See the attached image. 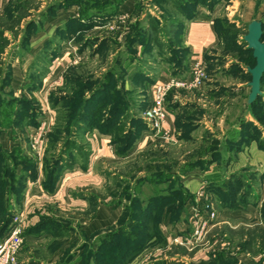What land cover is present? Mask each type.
I'll use <instances>...</instances> for the list:
<instances>
[{"label":"rangeland","instance_id":"rangeland-1","mask_svg":"<svg viewBox=\"0 0 264 264\" xmlns=\"http://www.w3.org/2000/svg\"><path fill=\"white\" fill-rule=\"evenodd\" d=\"M75 1L77 2L75 3ZM207 1V4L204 5L205 0H132L131 3H134L132 4L134 5V9L131 13L124 15L120 13V9L126 1L118 6L120 3L119 0H10L8 6L0 11V65H2V68H0V81L4 74L2 71L3 65H7V61L5 62L4 58L30 57L32 45L35 43L36 37L40 34L42 35V32L45 30L50 31V23L53 26L58 25L56 30H54V35L43 43V48L35 55L32 54V57H35V59L33 64L30 65L31 70L43 71V75H46L47 67L45 66L46 68L44 70L38 68L39 66L37 67V65H39V62L42 61L46 65L45 59L46 57H50L55 47L58 50V55L59 52L62 53L64 51V41L60 43L54 41L55 37H58L61 33L59 29L66 27V24L72 20L82 21L85 25L89 24V22H85V19H82V14L91 9V11L97 12L102 9L115 10L118 7V13L111 19L103 22V24H96L91 30L77 31L70 39L65 41L71 42V45L67 47L70 51L74 52L75 50L78 56L81 55L80 57L84 58L75 64L74 67H70L66 74L69 77L76 71L75 74L78 73L80 76L92 75L89 79H91L90 81L92 83H96L106 75L110 68H116L115 60L117 57H121L124 66L122 68L119 65L120 68L115 69L116 73H130L134 69L137 70V65L145 69L144 71L147 74L151 72L152 78L148 76L151 79L149 82H143V80L128 81V75L124 76L126 82L122 83H125L124 90L126 92L124 91V94L129 98L127 104L129 109H124L127 113L126 116L124 114L118 116L119 119L116 124L122 121L123 127L119 130V133L114 132L112 134L111 142L112 144L117 143V138L125 135L129 131L130 122L127 117L130 118L135 112L147 126V129L141 133L140 140L145 133H149V130L151 131L148 122L145 120V112L151 104V90L148 89H152L158 83L157 75H162L164 72L172 76L178 74L185 75L191 72L192 65L185 43L186 31L190 19L198 18L205 11L209 15L215 16L217 27L223 28V31L218 35L220 43L216 50L217 55L222 57V59L220 61L206 60L208 79L203 87H214L218 85L235 86V74H220V70L225 69L223 66L227 61H232V63L226 69L231 68L235 64L233 63L234 61H237L238 65L243 62L239 58L243 48L239 47L243 42V37L247 34L248 25L251 23L250 19L257 20V17H259L261 4L264 0H236L238 1L236 6L232 2L233 0ZM250 1L253 3L252 9L254 7V12L248 15V18H245V14L240 13V8L244 6L245 2L249 4ZM72 7L76 9L77 16L68 14V10ZM48 21L49 24L46 25ZM232 29L238 34L237 42L239 47L236 51L230 49L226 43L227 34ZM32 39H34V42H32ZM130 39H134V41L130 42ZM49 41H53V46L49 47ZM58 55L55 57H58ZM251 55L249 54L248 56L250 57ZM239 66L242 68V65ZM247 67H251V65ZM33 73L34 79L40 81L41 77L34 70ZM72 75L74 76V73ZM118 78L119 75L116 76V79ZM75 87V84L65 82L64 79L61 87L54 91L53 95H49V104L50 108L54 110L55 122L46 137V149L44 152H37L35 158H30L35 161L36 165L41 163L44 176L47 167L52 164L55 155L60 151L59 148H56L58 145L54 144H59L64 134H58L57 130L60 124L64 127L65 122H69V114L72 112L70 109L73 108V103L70 100L74 95ZM196 91L188 93L193 94ZM52 97L57 98L58 101L55 107H52ZM218 97L219 94H216L215 99ZM220 103L222 109L224 106L225 109L228 108L225 111V117L229 118L230 115L232 117L235 107H230L228 95ZM183 116L186 121H189L180 127L182 128L184 134L182 136L186 142L191 141L195 135H202L205 140L215 139L213 144L218 145V149L223 153L228 146L227 140L230 137H234L231 133L229 134V126L226 124L225 126H221L223 127L222 130L217 126V128L211 131L197 124V121L202 120V116L209 120L211 118L215 120L216 117V114L208 113L202 106L193 105L190 108H186ZM4 121H7L6 117H4ZM262 126L263 130H261V133L264 134V125L262 124ZM65 132H68L67 129ZM62 133L64 132L62 131ZM90 133L92 132L82 133V136L76 139L78 141L77 145L85 147L86 138ZM223 134L225 136L221 140H218V137ZM139 140L132 149L136 147ZM52 143L53 147H51ZM34 145L38 147L35 142ZM171 145L173 147L163 145L164 147L140 151L125 164H117L116 162H108L106 164L105 175L108 179V190L104 188L102 191L103 201L100 200V191L90 192L91 206H89L88 211H85L84 215L87 220H94L96 212L101 206L110 209V211H115L121 207L124 210L122 215L126 216L123 221L120 219L107 229L95 231L90 234H86L84 229H81L79 225L76 227L68 219L66 221L62 220L61 223H56L51 232L50 230L45 232L43 230L41 231L42 233L48 234L54 233L57 236L53 242V249L63 247L64 244H68L70 241L68 248L64 251L57 264H100L92 256L100 251L105 237L108 235L109 241L112 238L117 239L116 235L120 232L122 226H124L122 229L125 228L126 233L137 232L138 229L129 227L131 224L129 223L130 215L132 216L139 209L141 210L138 213L144 212L148 208L149 198L168 193L167 189L170 187L169 185L162 186L152 181L150 176H152L151 174L154 171L172 169L171 165H168V163L173 164L171 159H177L179 162L177 165H180L182 161L187 159L188 161L196 160V162L199 161L201 163L203 160H207L204 157L210 155L209 147L211 145L208 146L209 144L198 145L192 142H189V144L185 143L186 150L178 149L177 146L179 144ZM201 147H208V149L206 151L198 150L204 149ZM189 149H192L193 152L188 157L185 153ZM77 155L74 153L66 157L65 160L67 163L73 164L74 157L78 158ZM127 156L126 154L125 157ZM79 160L82 159L80 158ZM223 162H220L221 169L224 165ZM147 176L148 182L145 181V177ZM152 178L156 179L154 176ZM140 179L142 181L138 182ZM252 179L260 198L264 193V183L257 175H254ZM203 188L202 186L196 192L194 197L196 201L201 205L213 202L206 195L204 198L199 197V193L202 192ZM136 206L140 208L136 209ZM261 210L263 218L258 223L259 225L248 223L241 218L235 220L233 216H225L222 218V222H219V225L216 226V213V218L209 221L206 229H204L207 232L202 238H198L195 235L196 222L192 226L188 223L187 225L189 226L186 227L184 232H181V230L173 232L175 225L173 226L170 223L171 221L167 223L168 212L166 210H162L161 213L159 212L156 215L152 214V219L147 213H144L145 217L142 216L140 222L142 229H145L146 226L148 229L152 227L153 229H151L154 230V233L156 232L155 234L157 236L152 237L151 240L144 238L141 234L140 244L139 242L136 244L135 242L125 241V248L128 247L127 249L136 252L124 264H264V202ZM17 216H19L18 213L13 217L12 226ZM138 219L139 216L134 217L132 220L134 223H137ZM172 220L177 219L173 218ZM125 223L126 226L123 225ZM2 224V221H0V230ZM11 228L6 233V237L9 235ZM72 233L76 234V238L73 241L72 239L70 240ZM167 234H170V237ZM175 240H178L179 243H176ZM112 248L109 250L110 252H112ZM112 257L114 256L112 255ZM112 264H115V262Z\"/></svg>","mask_w":264,"mask_h":264},{"label":"crops","instance_id":"crops-1","mask_svg":"<svg viewBox=\"0 0 264 264\" xmlns=\"http://www.w3.org/2000/svg\"><path fill=\"white\" fill-rule=\"evenodd\" d=\"M9 1L10 0H0V11L8 6ZM131 2L132 0H126L120 9V13L124 15L131 13L134 9V5H132L134 3ZM232 2L235 6L238 4L236 0ZM250 2L249 4L245 2L246 5L244 3V6L240 8V13H244L245 18H248L247 16L254 12V7L252 9L253 3L252 1ZM68 14L77 16V11L72 7L68 10ZM253 20L250 19V22ZM257 20L262 22V26L264 27V2L261 4ZM48 24L49 21L46 25ZM52 26L53 24L50 23V31L45 30L42 32V35L40 34L36 37L35 43L32 45L30 57L4 58L5 62L7 61V65H3L2 71L4 74L0 81V96L4 99L3 101L8 102L12 98L19 99L26 97L38 103L42 114L39 118L38 126L25 125L24 128H20L14 127L9 120L4 121V117H6L8 113H10L11 119L13 118L10 110L12 106L7 105L5 107H0V151L2 152L10 153L17 151L23 158H35L37 152H44L46 149V137L55 122L54 110L50 108L49 104V95L61 87L69 68L74 67L75 64L84 59L80 57L81 55L78 56L75 50L73 52L67 48L71 45V42L64 41V51L62 53L59 52L58 57H54L50 63L45 59L46 65L43 64L42 61L37 65V67L39 66L38 68L43 70L47 67L46 75L42 74L43 71L31 70L30 65L33 64L35 59V57L32 56L43 48V43L46 40L54 35V30H56L58 25ZM32 40V42H34V39ZM185 43L190 51L191 65L194 60L199 58L205 61H220L222 57H219L216 53L220 40L216 29L215 16L209 15L205 11L201 16L189 22ZM230 63H232V61H227L223 66L225 69L222 71L220 70V74H235V86H202L193 94L186 91H174L170 94L168 100L169 114L164 124V129L173 132L177 144H179L177 146L178 149H185L186 145L184 144H189V142L204 145L205 142L215 140H205L204 136L195 135L191 141H185V138L182 136L184 135L182 128L180 127L184 126L189 121H186L183 113H185L186 108H190L193 105L202 106L208 113L216 114L215 120L214 118L210 120L205 119V117L202 116V120L197 121V124H200V126L206 130L211 131L217 128V126L222 130L223 127L221 126H225L226 124L229 126V134L231 133V135H233L232 133L237 134L240 132L241 135L243 131L241 130L239 121L242 119L258 127L260 131L263 130V126L260 125L250 113L251 105L248 104V97L250 94L248 67L246 65L243 66V63H241L242 70H237L232 67L226 69ZM233 63L237 64L238 62L234 61ZM0 68H2V65H0ZM33 70L41 77L42 86L40 88H31V80L34 78ZM148 73L147 76L152 78V73ZM7 74L10 75L9 81L7 84H4L3 82H5ZM186 75H188V73L182 76ZM171 76L172 75L164 72L162 75H157V82L166 81ZM153 89L154 86L152 89H148L151 90V100ZM216 94H219L217 99H215ZM227 95L230 99V107H235L232 117L230 115L229 118L225 117V111L228 108L225 109L224 106L222 109L220 103ZM251 131L252 128H248V132ZM224 136L225 134L219 136L218 140H221ZM111 139V134H102L98 130H94L90 133L85 143L86 151L90 153L89 162L83 165L80 160L76 162L73 168L67 169L63 173L53 193H48L44 190L43 183L45 176L43 166L41 163H38L37 177L27 181L20 207H18V203L14 197H7L12 211L25 218V241L19 257L20 264H57L64 251L68 248L70 241L68 244H64L63 247H57L56 249L52 248V246H54V239L57 238V236H55L54 233H41L38 229L45 220L52 222L54 225L58 222L61 223L62 220L66 221V219H68L72 221L76 227L79 225L81 229H84L86 234L107 229L110 225L120 220L122 212L124 211L121 207L117 208L115 211H110V209L101 206L97 210L94 220H87L84 215L85 211H88L89 206H91L90 192L100 191V200L103 201L102 191L104 188L108 190V179L105 175V168H107L106 164L108 162L125 164L137 153L145 149L158 148L163 145L173 147L165 141L162 135H154L153 132L149 130V133H145L141 137L139 143L128 153V156L123 157L118 154L117 147L112 144ZM34 142H38V144H36L38 147L34 145ZM263 142L264 134L261 135L260 140H253L250 143L242 144L239 149L233 150L231 148H226L223 153L220 152V149L214 151V153L220 152L223 157L222 162L224 161V165L222 169L220 167L221 163L219 161H214L210 164L208 163L204 167L187 170L181 174L182 168L189 162L188 159L182 161L180 165H177L179 163L177 159H171L173 164L168 163V165H171L172 172L179 175V178H173L171 181L161 185H174L173 189H182L183 198L179 219L172 220L174 216L171 213H168L167 216V223L171 221L170 223L173 226L175 225L173 232H177L178 230L184 232L186 227L189 226L187 225L188 223L192 226L197 219L207 216V211L203 208V204H199L194 198L196 192L201 189L202 186L204 187L203 191L206 197L213 201L211 203L217 213L216 226L219 225V222H222V218L225 216H233L235 220L241 218L248 223L259 225L258 223L263 218L261 208L264 202V193L260 199L258 190H256L253 185L254 182L252 178L254 175H257L264 183V144H261ZM192 152V149H189L185 154L189 157ZM212 155L213 152L204 158H208L209 160ZM221 170L223 171L221 172ZM21 172V167H19L17 173L20 174ZM238 182L243 185L238 191V200H235L231 207L225 205L220 200V189L225 191L229 186L232 184L236 185ZM246 191H250V193L245 197ZM167 236L170 237V234H167ZM5 237L6 235L3 240ZM75 238L76 234L72 233L70 240L72 239L73 241Z\"/></svg>","mask_w":264,"mask_h":264},{"label":"trees","instance_id":"trees-1","mask_svg":"<svg viewBox=\"0 0 264 264\" xmlns=\"http://www.w3.org/2000/svg\"><path fill=\"white\" fill-rule=\"evenodd\" d=\"M126 0H119V5L123 4ZM77 1H75L76 3ZM180 2V1H179ZM207 0H205L204 5L207 4ZM179 4V3H178ZM74 5V4H72ZM71 5V6H72ZM119 8L115 10H100V11H91L89 10L86 13L82 14V19H85V22H89V24L85 25L82 21L78 20H72L69 21L66 24V27L59 29L61 31L60 35L55 37L54 41L63 42L68 39H70L77 31H84L86 29L91 30L96 24H103V22H106L107 20L111 19L113 16H115L118 13ZM187 14V11H186ZM188 17V16H187ZM194 20V18L190 19L189 22ZM100 23H98V22ZM216 23V22H215ZM216 29L218 31V35L222 33L223 28H218L216 24ZM264 31V27H263ZM238 34L235 33L234 29L231 30L227 34V46L230 47V49H233L236 51L238 49ZM137 36V35H136ZM141 36V35H139ZM142 37V36H141ZM137 38V37H136ZM137 41V39H135ZM134 41V39H130V42ZM135 41V42H136ZM262 41H264V32ZM53 41H49L48 45L49 47L53 46ZM226 47V46H225ZM101 48V47H100ZM239 48H243V50L240 52V59H242L244 65L254 67L256 64V60L253 57V51L247 48V44L242 42L241 46ZM53 50V49H52ZM187 53L190 56V51L187 48ZM249 54H252L250 57ZM50 55V54H49ZM58 55V50L56 47L52 51L50 57H46L48 62L50 63L51 60ZM129 60H131L129 58ZM252 62V63H251ZM116 68H120V66H124V63L121 60V57H117L115 60ZM240 65V64H239ZM238 64L232 65V68H235L237 70H242ZM116 68H110L105 76L102 77L98 82L92 83L89 79L92 75L87 76H80L76 71H72L74 73V76L71 74L69 77L66 74L65 76V82H71V84H75V92L73 97L71 98L70 102L73 103V108L70 109L72 111L69 114V122H65V126L62 127L61 124L58 126V134H64L62 135V141L58 143H55L54 145H58L56 148H59V153L55 155L54 161H52V164L47 167L45 172V181L43 183L44 190L48 193H53L56 190V187L58 185V182L60 181L63 173L70 168H73V166L76 164L77 161H80L83 165L87 164L89 162V151H86V146L80 147V145H77L79 137L82 136V133H89L93 132L94 130H98L102 134H113L114 132H120L121 128L123 127L122 121L117 122L119 119V115L124 114L126 116V110L129 109L127 107V104L129 102V98L124 94L126 91L124 90V85L126 80L124 79V76L128 75L127 80L128 81H140L143 80V82H149L151 81L150 78H148L147 73L144 71L145 69H142L138 65L136 66L137 70L134 69L130 73L127 72L124 74L123 72L116 73ZM117 70V69H116ZM122 74V75H121ZM119 75V78L116 79V76ZM9 74H7V77L5 78L4 84H7L9 81ZM173 76H182V75H173ZM93 78V77H92ZM249 80L251 81V75L249 74ZM86 79V80H83ZM42 80L37 81L34 78L31 80V88H40L42 86ZM125 91V92H124ZM261 91L262 95L258 97L256 102H254L250 106V113L252 117L258 121L260 125H264V75L261 82ZM52 92L50 95H53ZM4 99L2 96H0V107H5L7 105H11V112H12V119L10 113L6 115V120L11 122L14 127H20L24 128L25 125L28 126H38L39 124V118L41 117V110L39 108L38 103L35 100H29L26 97H22L19 99L12 98L8 102H4ZM169 100V97H168ZM127 102V103H126ZM58 104L57 98L52 97V107L56 106ZM140 109V105H139ZM140 111V110H139ZM129 119L130 122V129L129 131L123 135L120 136L117 141V143H114L117 147L118 154L121 156H125L126 154L132 150L136 142L139 140L141 133L147 129V126L142 120H140L139 115H136V112L132 114ZM71 116V117H70ZM123 118V117H122ZM240 127L243 131L240 135L239 133H232L234 137H231L227 140L228 142V148L231 149H239L240 145L250 143L253 140H260V137L262 135L260 129L258 127L253 126L250 123H247L245 120H240ZM68 125V126H67ZM252 128L251 132H248V128ZM67 129V133L65 130ZM247 129V130H245ZM62 131L64 133H62ZM215 140H211L208 142H205L204 145H208L209 147V153L213 152V155L211 159L206 161H202L201 163L198 161H189L186 163V165L182 168L183 174L187 170H193L196 168L204 167L206 164H210L214 161L222 162L223 157L221 156L220 152H215L218 150V145H214L213 143ZM262 142V141H261ZM262 145L264 144L261 143ZM264 146V145H263ZM53 147V143L51 145ZM204 148V147H201ZM208 147H205L204 149H198L200 151H206ZM196 150V151H198ZM74 153L78 154V158L74 157L73 164L67 163L65 160L66 157L73 155ZM82 156V157H81ZM17 151L14 152H2L0 151V219L2 221V226L0 230V242L3 240L6 233L10 230L12 223H13V217L15 215L14 211H12L11 205H9V202L7 200V197H14L15 200L18 203V207H20L23 199V194L25 192L26 183L28 180H33L37 177V165L35 161H33L30 158H21ZM57 158V160H56ZM10 161V163H8ZM12 162V164H11ZM21 167L22 172L20 174L17 173L18 168ZM152 176L156 177V179H153L152 176L151 179L157 184H163L171 181L173 178L178 179L179 175L172 172L171 169L165 170V171H154ZM142 181L140 179L138 182ZM144 181V180H143ZM145 181L148 182V176L145 177ZM176 182V181H175ZM242 184H236L231 185L226 189L225 191H222L220 189L219 193L221 194V201L228 206H232V203L235 202V200H238L237 194L240 188H242ZM174 185H170L168 187V193L156 195L152 198H149L148 200V208L142 213L139 211H136L135 214L133 213L132 216L130 215L129 218V225L130 228H136L138 231L129 232L126 233L125 228L122 229L124 226L121 227L120 232L116 235L117 239L112 238L111 241H109V236L107 235L105 237L104 244L102 245V248L100 251L93 255L94 260H98L100 264H112L115 262V264H124L126 261L130 260L132 255L136 252H132L131 250L125 248V241H131L135 242L136 244L139 242L140 244V235L142 234L144 238L151 239L157 236L154 233L153 228L150 227V229L146 228L142 229L141 225V217L144 216V213H147V215L152 219V214L156 215L157 213H161L162 210H166L169 214H173L174 218L178 219L180 211L182 209L181 202L183 200L182 198V189H173ZM250 193V191H246L245 197ZM243 196V198H244ZM8 202V203H7ZM140 207L136 206V209ZM131 211V210H130ZM139 216L138 222L134 223L132 220L134 217ZM125 215H122L120 219L122 221L125 219ZM150 225H152L149 222ZM55 225V224H54ZM54 225L52 222L45 220L38 228L40 232L43 230V232L50 230V232L53 230ZM126 226V223L123 224ZM141 225V226H140ZM152 228V229H151ZM157 231V229L155 228ZM158 232V231H157ZM42 233V232H41ZM114 236V235H113ZM139 236V237H138ZM125 237V238H124ZM112 245V252L109 250L111 249L110 246ZM115 246V247H114ZM134 247V245H132ZM112 255L114 257H112ZM99 257V259H98ZM221 258V256H219Z\"/></svg>","mask_w":264,"mask_h":264},{"label":"built area","instance_id":"built-area-1","mask_svg":"<svg viewBox=\"0 0 264 264\" xmlns=\"http://www.w3.org/2000/svg\"><path fill=\"white\" fill-rule=\"evenodd\" d=\"M208 79L207 65L204 59H196L192 63L191 72L186 76H171L166 81L158 82L153 89L151 104L145 112V120L148 122L154 135H162L166 142L177 144L174 134L164 129L168 119V97L174 91L193 92L200 89ZM38 144V142H36ZM204 198V191L199 193ZM207 211L205 218H199L196 222L195 235L205 236L207 224L216 218V211L212 203L203 204ZM24 223L23 216H17L9 235L0 242V264H20L19 257L24 245ZM179 243L178 240H175Z\"/></svg>","mask_w":264,"mask_h":264},{"label":"water","instance_id":"water-1","mask_svg":"<svg viewBox=\"0 0 264 264\" xmlns=\"http://www.w3.org/2000/svg\"><path fill=\"white\" fill-rule=\"evenodd\" d=\"M262 22L252 21L247 28V34L243 37V42L247 48L253 51V57L256 60L254 67H248L247 71L251 75V81L248 83L250 94L248 104L252 105L259 96L262 95L261 82L264 75V41Z\"/></svg>","mask_w":264,"mask_h":264}]
</instances>
